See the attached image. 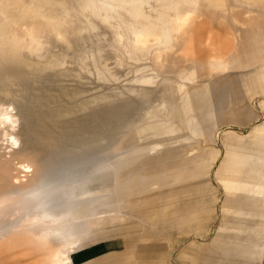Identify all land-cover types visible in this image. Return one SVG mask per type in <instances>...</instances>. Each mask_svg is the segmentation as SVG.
<instances>
[{"label": "rangeland", "instance_id": "1", "mask_svg": "<svg viewBox=\"0 0 264 264\" xmlns=\"http://www.w3.org/2000/svg\"><path fill=\"white\" fill-rule=\"evenodd\" d=\"M211 3L215 6L209 7ZM216 4L220 7L216 8ZM0 14L3 27L0 26V50L18 51L27 34L33 32L35 36L39 34L48 48L61 50L63 45L58 41L73 46L77 41L91 53L88 57L87 53L74 50L71 59L74 68L59 64L51 74L26 59L19 60V65L8 64L10 59L0 54V96L23 102L31 147L37 148L36 153L24 155V160L33 162L32 170L38 171L26 181L35 182L37 173L49 169L52 181L62 179L60 168L70 167L74 172L96 169L92 173L103 170L107 173L105 191L110 204L115 165L122 163L127 154L135 152L136 157L121 166L122 173L139 169L142 162L138 159H148L144 155L158 146L173 145L180 140L178 151H186L189 138H194L191 142L199 149L198 153L208 147L204 126L211 122L200 124L192 120L180 124L177 113L163 112L166 105L189 99L191 91L194 95L188 102H196V97L206 102L209 96L204 89L214 85L242 86L264 69V43H260L259 35L247 31L254 21L264 25V0H0ZM30 14H44V18L31 21ZM52 28H56V38L49 36ZM12 31L16 40L7 37ZM248 104L258 118L242 125L226 123L219 127L222 135L214 147L221 152V158L206 183L192 184L185 177L186 166L119 180L125 193L120 210L110 205L111 212L106 215H124L126 220L117 227L130 229L119 236L102 235L70 253L95 244H108L89 262L100 264L106 255L131 247L119 243L114 250L109 246L125 240L136 247L142 244L143 237L153 235L152 243L161 248L171 238L172 264H191L180 260L179 254L194 243L211 245L224 225V210L260 214L264 202L255 200L251 194L261 198L264 189L252 187L251 180L263 182L264 173L235 169L228 172L225 166L233 155L230 145L252 156H257L253 147L264 149V92L255 94ZM208 113V109H202L193 114L199 119L198 116L205 117ZM184 126H190L194 134ZM229 132L234 135L226 140ZM9 151L0 142V160L4 166L9 167V162L18 165L23 156L12 157ZM157 163L154 161L152 165ZM229 173L234 176L232 189L225 187L230 181L223 178H228ZM16 176L14 169L0 171V188L11 180L14 182ZM74 182L70 180L67 184ZM74 190L67 189L51 197V205L56 207L62 201L73 200L77 189ZM39 199L43 202L42 195ZM30 208L31 212L38 209L36 203ZM193 214L197 217L189 219ZM235 219L226 221L227 234L221 232L223 237L217 242L221 251L234 252L245 247L250 251L246 259L251 264H263L264 235L247 229L253 225L252 221ZM183 229L189 234L177 233ZM4 233L1 224L0 236ZM79 235L86 237L90 233ZM5 254L0 255V260ZM10 254L12 260L1 264H51L48 256L39 257L40 261L35 263L37 258ZM64 257L56 264H63ZM70 258L69 264H76L75 258ZM208 263L212 264L211 260Z\"/></svg>", "mask_w": 264, "mask_h": 264}, {"label": "bare ground", "instance_id": "2", "mask_svg": "<svg viewBox=\"0 0 264 264\" xmlns=\"http://www.w3.org/2000/svg\"><path fill=\"white\" fill-rule=\"evenodd\" d=\"M213 6H215L213 3L209 5V7ZM219 7L220 5L216 4V8ZM31 16V21L34 19L43 20L44 18V14H32ZM17 23H19V21H17ZM12 33L13 31L7 36L8 39L16 40V37H13ZM31 33L32 34H30V32L28 34L26 33L28 35L26 38L27 40L24 42L22 41V45L19 47L18 51L10 52L7 48H2L0 50V54L3 58L10 59L8 64L14 63V65H19V60L26 59L30 63L35 64L39 68L42 67L41 69L51 74L56 71V66L59 64L67 65L71 70L74 68L71 60L75 56L74 50L81 54L87 53L88 57L91 54L87 52V46L80 45L77 41L75 46L66 44L63 40L62 42L58 41L63 45L61 50L48 48L43 44L42 39L38 36L39 34L35 36L33 32ZM49 36L56 38V28H52ZM18 40L21 41L20 38ZM204 92H208L209 96V100L206 102H203L201 97H196L197 101L194 103L193 101L188 102L194 95L191 91L189 93V99L183 98L179 104L174 103L171 106L166 105L163 112L170 115L171 113H177L178 116H176V118L179 120L180 124L184 125L192 122V120L200 124L211 122L209 125L204 126V133L208 141V147H206L205 151L203 153H198L199 149L194 147V142H191L194 141V138H189V149L180 152L178 151V149H180L178 143H182V141L178 140L173 145L153 148L144 155V157H148V159L146 158L144 161L138 156V162H142L140 168L122 173L123 170L121 166H123L126 161L130 160V158L136 157L135 152L127 154L122 163L115 165L117 172L112 179L114 181L112 204L109 203L108 195H106L108 194V192L105 191V189L108 188L106 181L107 173L103 170L92 173V171L96 169L87 170L85 172H74V169L70 167L60 168L62 179L52 181L50 180L49 173L51 170L49 169L46 173H37L35 177L36 181L28 183L26 179H29L32 173L36 175L37 169L32 170L34 167L33 162L24 160V155L27 153L28 155L30 153H36L37 148L31 147L30 125L26 121V110L24 109L23 102L15 99L2 98V96H0V116L6 119L10 118L15 122V127H8L6 119L4 122L0 123V142L10 150L8 155L12 157L23 156V159H20L18 165L9 162V167H7V165L4 166V162L0 160L1 172L14 169L15 173H17L14 182L11 180L10 183H6L0 188V225L2 224V231L5 230V233L0 236V255L5 252L17 253L20 258H37L34 259L36 260L35 263L40 261L38 260L39 257L48 256L51 257V264H56V262L61 259V256H67V254L76 248L83 246L87 242H93L101 238L102 235H123L125 230L127 231L130 228L124 229L122 227H117V225L126 220V218H124L125 216L123 215V217L121 214L106 215L111 212V207L108 208L110 205H114L116 209L120 210V204L122 203L121 197L124 196L125 193L121 191L118 181L123 178H130L133 175H144L155 170L164 169V171H170L176 167L186 166L185 177L190 178L192 184L198 182L206 183L209 180L210 173H212L211 171L216 161L221 155V152L216 148L217 146L214 147L222 135L219 127L226 123L242 125L245 121L258 118V116L251 111L248 102L255 94L264 92V69L254 74V76L244 82L242 86L227 84L217 87L214 85L210 87L209 90L204 89ZM202 109H208L209 113L205 117L198 116L199 119H196L193 113ZM183 110H185L186 113H184ZM188 112H190V114H188ZM191 114L193 115L190 116ZM184 127H187L186 130L194 134L190 126ZM230 135L233 136L234 133L229 132L227 136L225 135V137H227L226 140H228V136ZM229 147L232 149L230 152L233 155L231 159L228 161L226 160L225 166L228 168V172H233V169H235L246 170L251 174L264 173V149L253 147L257 156H252V154L239 152L237 146L232 148L230 145ZM154 161L158 163L152 165ZM88 165L85 166L87 167ZM145 165L152 166H150V168H144ZM192 174L197 175L193 177ZM226 176L231 180L223 176L224 181H230L225 183V187L227 189H232L234 187L232 177L234 176H231L230 173L226 174ZM260 176L263 175L260 174ZM70 180L75 182L69 185L67 183H69ZM251 181L253 182L252 187L264 189V181L262 182V180L257 179ZM66 186L68 190H72V188L75 190L77 189V191L74 190L76 193H74L75 196L73 199L77 200L74 202L73 200H68L67 202L62 201L57 204L56 207L51 205L52 201L50 198L55 195H61L63 192L67 191ZM40 195L43 197V202H40ZM85 200L87 202H85ZM133 200L135 201V199ZM33 203H36V208L38 209L31 212L32 208L30 207ZM250 215L254 214H248L242 211L224 210V225L219 229L220 232L218 235L222 236L223 232L226 234L229 232L226 221L230 218L234 217L241 220ZM195 217H197V215L193 214L188 218L192 219ZM150 218H148V220H150ZM188 218L186 219L188 220ZM15 221H17V223H14ZM131 230H133V227ZM86 231H88L90 235L86 237L79 235ZM154 237L153 235L143 237L144 240L141 241L142 244H140V246L143 248L148 247V245L153 242L152 239ZM211 251L212 249L209 250L205 248L206 254L211 253ZM228 261L229 252L225 251L222 253L221 263L224 262L228 264ZM39 264H41V262H39Z\"/></svg>", "mask_w": 264, "mask_h": 264}, {"label": "crops", "instance_id": "3", "mask_svg": "<svg viewBox=\"0 0 264 264\" xmlns=\"http://www.w3.org/2000/svg\"><path fill=\"white\" fill-rule=\"evenodd\" d=\"M258 21V20H257ZM264 26L259 21H254L252 25L249 26L247 31H250L251 33L255 35H259L262 41L260 43H264V29H262ZM262 36V38H261ZM256 193L251 194L254 195V199L261 200L264 202V192L261 193L262 197L258 198L255 196ZM218 215V211L216 216ZM223 216V213H222ZM217 218V217H216ZM223 218V217H222ZM216 220V219H215ZM246 220L252 221L253 225L247 227V229L251 232H259V234L264 235V210L260 214H254L250 216H246L243 219V222ZM259 221L261 223H259ZM221 226V224H220ZM172 233V231L168 232ZM179 235H186L189 234L187 229H183L180 232H177ZM218 234V233H217ZM223 236L217 235L216 240L211 245H199L197 243H194L190 249L186 251H182L179 254V259L184 262H189L191 264H200L205 263L209 264L208 261L211 260L212 264H221L222 260V251L221 246L217 243L218 239L222 238ZM164 248L158 247L157 245L151 243L148 245V247L143 248L139 245V243L136 245V247L132 246V244L129 243V241L122 240V242H118L117 246H109L111 248H117L119 247V243H123V245H129L131 247L130 250H124L119 253H111L109 255H106L104 260L100 264H172L171 259L174 253V247L170 243L171 238L168 241H165ZM126 243V244H125ZM96 245V246H95ZM94 246H90L84 251L81 252H72L69 255L65 256V261H63V264H69L71 261V256L75 258L76 264H90L94 257L104 251L108 244H95ZM124 248V247H122ZM205 248L212 249L211 253H205ZM115 250V249H114ZM225 252V251H224ZM229 252V261L228 264H247L250 261L247 260L246 256L247 253L250 251L245 248H236L235 251H228ZM132 256H131V255ZM11 255L10 253H6L4 258L0 260L1 263H5L9 260H12L9 258ZM129 255V256H128ZM221 255V256H220ZM131 256V258H130ZM202 256L206 259H203ZM236 257H240L243 259H236ZM63 258V259H64ZM209 258V259H208ZM98 263V262H97ZM96 263V264H97ZM264 264V263H263Z\"/></svg>", "mask_w": 264, "mask_h": 264}, {"label": "snow or ice", "instance_id": "4", "mask_svg": "<svg viewBox=\"0 0 264 264\" xmlns=\"http://www.w3.org/2000/svg\"><path fill=\"white\" fill-rule=\"evenodd\" d=\"M5 119H6L5 117L0 116V123L4 122ZM6 123H7L8 127H15V122L10 118L6 119Z\"/></svg>", "mask_w": 264, "mask_h": 264}]
</instances>
